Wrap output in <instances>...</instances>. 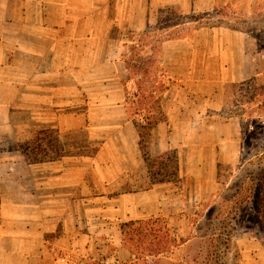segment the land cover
<instances>
[{"label":"crops","instance_id":"0c3cea01","mask_svg":"<svg viewBox=\"0 0 264 264\" xmlns=\"http://www.w3.org/2000/svg\"><path fill=\"white\" fill-rule=\"evenodd\" d=\"M261 2L0 0V264H62L73 248L77 264H141L124 243L130 221L166 219L185 236L242 149L233 108L237 86L264 75L245 26ZM165 11L209 22L177 23L143 46ZM134 56L156 60L171 84L144 146L127 104ZM32 139L33 158L17 145Z\"/></svg>","mask_w":264,"mask_h":264},{"label":"rangeland","instance_id":"374dc122","mask_svg":"<svg viewBox=\"0 0 264 264\" xmlns=\"http://www.w3.org/2000/svg\"><path fill=\"white\" fill-rule=\"evenodd\" d=\"M222 13L226 12L222 11ZM184 22L189 25L186 27H193L206 25L209 20L206 15H182L177 11H165L160 17L159 25H155L148 34L142 36L141 44L143 46L152 45V48H156L164 37L173 34V32H167L171 26ZM245 22H247L246 27L255 31V35L259 37L258 43L264 48V0L255 14L245 18ZM135 52L139 53V48H136ZM137 79L133 77L131 81L134 91ZM256 83L264 84V75L259 76ZM231 101L230 103H232ZM230 107L225 111L227 116L231 115ZM234 120L238 121L237 118ZM0 140L3 139L0 138ZM19 144L31 148L32 150L26 154L34 157L36 153L33 139L27 143H17V145ZM243 156L245 163L242 162V153L239 152L234 157L233 166L219 169L218 179L223 184L221 190L210 200L198 205L189 218L185 219L183 222L186 227L185 236L175 234L176 244L180 243V238H183L187 243L178 249L174 248L175 244L167 241L165 237V231L171 230L168 228V223L171 224V222L160 219L155 224L156 228L161 230L158 232L156 241L161 239V246L167 243V247L173 252L146 257L145 254L148 252L142 253L143 250L140 249L138 256H140L141 264H172L179 261L186 262V264H264V225H259V216L255 211L245 215L246 212L243 209L237 210L235 205L237 201H242L248 195V188H250L252 180L250 175L260 167L257 164L254 151ZM153 158L152 162L156 163V169H158L157 163L160 162V159L157 156ZM164 163L168 165L166 169L168 176H173L170 173L174 170V161L168 158ZM234 216L237 218L233 219ZM227 234L230 236L229 248L225 245ZM151 239L153 237L147 241L149 242ZM149 259L153 262H149Z\"/></svg>","mask_w":264,"mask_h":264},{"label":"trees","instance_id":"16d2710c","mask_svg":"<svg viewBox=\"0 0 264 264\" xmlns=\"http://www.w3.org/2000/svg\"><path fill=\"white\" fill-rule=\"evenodd\" d=\"M127 67L130 72L128 80H133V77L138 78L135 82L136 90L133 93L128 92L127 104L140 131L141 145L144 146L151 130L165 119L161 100L163 93L169 89L171 84L165 80V74L156 60L134 56L127 61ZM159 71L162 73L159 74ZM233 112L240 119L242 162H244L243 155L254 151L257 164L260 165L259 169L250 175L252 180L251 186L248 188V195L242 201H237L235 205L237 210L243 209L246 212H244L245 215L255 211L259 216V225H264V84L258 85L255 80L239 84L236 90ZM145 159L148 162L150 160L147 155H145ZM169 159L174 161V170L170 173L174 175L178 168L175 156L170 154ZM167 166L164 167L165 170ZM161 168V166L158 167V174L161 173ZM165 174L168 175L167 170ZM236 218V216L233 217V219ZM160 219L130 221L122 225L124 243L133 254L138 256L140 249L143 250L142 253L148 252L145 254L146 257L173 252L167 247V243L161 246V239L156 241L158 232L161 230L156 228L155 224ZM174 236L175 233L172 230L167 229L165 231L166 240L174 243V248L178 249L185 241L180 238V243L176 244ZM227 236L225 245L229 248L230 236L228 234ZM150 237L153 239L148 242Z\"/></svg>","mask_w":264,"mask_h":264},{"label":"built area","instance_id":"2783aa9c","mask_svg":"<svg viewBox=\"0 0 264 264\" xmlns=\"http://www.w3.org/2000/svg\"><path fill=\"white\" fill-rule=\"evenodd\" d=\"M76 252H79L78 249H71L69 250L68 252L66 251V254L63 255V259H62V264H77L76 261H74L72 259L73 255L76 253ZM73 261V262H72ZM109 264H118V262L116 260H111L109 262Z\"/></svg>","mask_w":264,"mask_h":264}]
</instances>
